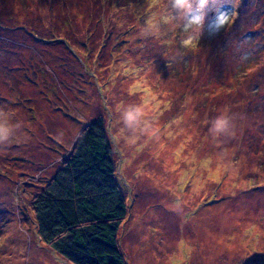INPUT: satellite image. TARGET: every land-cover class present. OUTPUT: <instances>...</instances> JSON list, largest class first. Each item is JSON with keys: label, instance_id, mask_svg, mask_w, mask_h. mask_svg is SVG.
Returning <instances> with one entry per match:
<instances>
[{"label": "rangeland", "instance_id": "374dc122", "mask_svg": "<svg viewBox=\"0 0 264 264\" xmlns=\"http://www.w3.org/2000/svg\"><path fill=\"white\" fill-rule=\"evenodd\" d=\"M0 108L22 124L0 150V264H72L31 198L102 114L127 264H264V0H207L199 24L172 0H0ZM219 115L234 135L210 133Z\"/></svg>", "mask_w": 264, "mask_h": 264}, {"label": "trees", "instance_id": "16d2710c", "mask_svg": "<svg viewBox=\"0 0 264 264\" xmlns=\"http://www.w3.org/2000/svg\"><path fill=\"white\" fill-rule=\"evenodd\" d=\"M38 235L72 264H127L129 202L105 115L84 123L58 171L31 198Z\"/></svg>", "mask_w": 264, "mask_h": 264}, {"label": "clouds", "instance_id": "9594fccd", "mask_svg": "<svg viewBox=\"0 0 264 264\" xmlns=\"http://www.w3.org/2000/svg\"><path fill=\"white\" fill-rule=\"evenodd\" d=\"M207 0H172V8L175 11L176 18L180 21H187L189 24L202 23L203 17L206 15ZM201 17L200 21L195 20V16ZM142 116L141 109L136 106H129L122 112V119L126 126L132 128L137 125ZM22 128L19 121H13L12 114L0 108V150L11 142L15 133ZM233 120L226 115L217 116L209 128L210 133L214 136L234 135Z\"/></svg>", "mask_w": 264, "mask_h": 264}, {"label": "snow or ice", "instance_id": "6c2138e0", "mask_svg": "<svg viewBox=\"0 0 264 264\" xmlns=\"http://www.w3.org/2000/svg\"><path fill=\"white\" fill-rule=\"evenodd\" d=\"M200 19H201V17H200L199 15L195 16V20H196L197 22H199ZM220 22L223 23V18H221Z\"/></svg>", "mask_w": 264, "mask_h": 264}]
</instances>
